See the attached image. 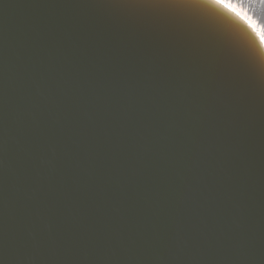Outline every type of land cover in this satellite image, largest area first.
I'll list each match as a JSON object with an SVG mask.
<instances>
[{
  "label": "water",
  "instance_id": "water-1",
  "mask_svg": "<svg viewBox=\"0 0 264 264\" xmlns=\"http://www.w3.org/2000/svg\"><path fill=\"white\" fill-rule=\"evenodd\" d=\"M0 264H264V41L214 0H0Z\"/></svg>",
  "mask_w": 264,
  "mask_h": 264
},
{
  "label": "bare ground",
  "instance_id": "bare-ground-1",
  "mask_svg": "<svg viewBox=\"0 0 264 264\" xmlns=\"http://www.w3.org/2000/svg\"><path fill=\"white\" fill-rule=\"evenodd\" d=\"M234 2L239 3L257 22L264 24V3L260 0H234Z\"/></svg>",
  "mask_w": 264,
  "mask_h": 264
},
{
  "label": "clouds",
  "instance_id": "clouds-1",
  "mask_svg": "<svg viewBox=\"0 0 264 264\" xmlns=\"http://www.w3.org/2000/svg\"><path fill=\"white\" fill-rule=\"evenodd\" d=\"M222 7L225 9L232 8L237 11H240L242 14L245 15V17L248 19L249 23L252 25V27L255 29V31L260 36L261 41H264V24H261L257 22V20L253 19L252 16H250L247 12L244 11V8L237 2H234V0H222Z\"/></svg>",
  "mask_w": 264,
  "mask_h": 264
},
{
  "label": "snow or ice",
  "instance_id": "snow-or-ice-1",
  "mask_svg": "<svg viewBox=\"0 0 264 264\" xmlns=\"http://www.w3.org/2000/svg\"><path fill=\"white\" fill-rule=\"evenodd\" d=\"M215 3L217 4H220L222 5V0H214ZM260 2L264 3V0H260ZM228 11H230L231 13H233L234 15H236L237 17H239L240 19L244 20L248 25L249 27H251L253 30H255L252 25L249 23L248 19L245 17L244 14H242L240 11H237L235 9H232V8H227ZM245 12H247L245 9H244Z\"/></svg>",
  "mask_w": 264,
  "mask_h": 264
}]
</instances>
